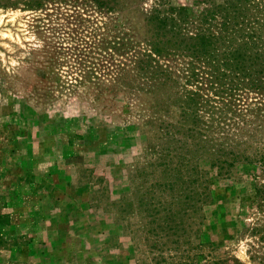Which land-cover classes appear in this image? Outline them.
<instances>
[{
	"label": "rangeland",
	"instance_id": "rangeland-1",
	"mask_svg": "<svg viewBox=\"0 0 264 264\" xmlns=\"http://www.w3.org/2000/svg\"><path fill=\"white\" fill-rule=\"evenodd\" d=\"M155 1L129 0L116 15L132 31ZM108 21L70 0L38 9L0 0V264H181L172 257L187 245L174 250L165 221L180 209L195 264H264V161H251L264 151V118L255 117L264 95H244L250 120L224 143L245 159L228 155L232 165L220 172L199 155L194 173H176L178 158L161 153L175 144L143 123L148 106L107 92L105 73L91 83L100 102L75 81L90 65L77 50L100 64L89 46L118 34ZM186 187L196 212L183 202Z\"/></svg>",
	"mask_w": 264,
	"mask_h": 264
},
{
	"label": "trees",
	"instance_id": "trees-1",
	"mask_svg": "<svg viewBox=\"0 0 264 264\" xmlns=\"http://www.w3.org/2000/svg\"><path fill=\"white\" fill-rule=\"evenodd\" d=\"M23 1L25 6L38 9L52 0ZM70 1L103 10L118 33L113 39L89 46V52L97 54V60L102 57L104 63L89 59L86 49L77 50V60L85 64L82 59L86 57L90 65L79 68L82 72L76 83L98 86L105 73V81L110 83L107 92L124 91L135 97L136 106H148L151 115L143 123L158 138L175 144L161 151L170 159L178 158L170 169L188 176L195 172L190 160L199 155L211 156L210 165L220 172L226 164L232 165L228 155L233 162L245 159L240 150L226 151L224 143L231 139L232 144L230 136L242 130L240 123L250 120V114L241 108L244 95H264V0H195L193 7L156 0L142 12L141 23L132 31L116 15L129 0ZM89 85L86 87L93 92V99L100 102L102 91ZM260 104L256 109L263 113L255 115L258 120L264 118V103ZM254 155L251 161H264V151ZM179 178L183 181L182 175ZM186 190L183 202L196 212V191ZM201 194L205 201L207 193ZM180 211H165L169 212L166 226L171 230L166 235L168 241L174 250L187 245L184 253L172 258H181V264H195L197 254H191L193 232L179 219Z\"/></svg>",
	"mask_w": 264,
	"mask_h": 264
}]
</instances>
